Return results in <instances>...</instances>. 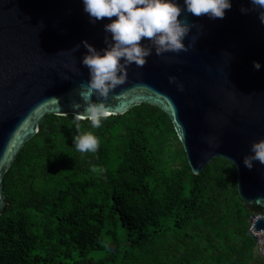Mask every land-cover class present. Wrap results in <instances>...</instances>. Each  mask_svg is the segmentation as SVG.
<instances>
[{"label": "trees", "instance_id": "trees-1", "mask_svg": "<svg viewBox=\"0 0 264 264\" xmlns=\"http://www.w3.org/2000/svg\"><path fill=\"white\" fill-rule=\"evenodd\" d=\"M74 115L47 114L4 175L1 264H264L247 235L259 211L215 158L192 173L167 114L141 104L80 153Z\"/></svg>", "mask_w": 264, "mask_h": 264}, {"label": "water", "instance_id": "water-1", "mask_svg": "<svg viewBox=\"0 0 264 264\" xmlns=\"http://www.w3.org/2000/svg\"><path fill=\"white\" fill-rule=\"evenodd\" d=\"M231 5L216 20L183 11L181 18L196 25L184 40L191 43L188 51L157 56L153 50L144 66H128L125 82L105 103L113 115L141 104L161 109L194 174L215 158L229 161L239 198L259 211L252 225L259 231L264 165L256 161L249 170L242 161L252 143L264 139V25L249 0ZM241 6L249 8L247 14ZM108 22L90 23L81 0H0V214L6 206L4 175L42 117L75 116L72 104L83 103L80 85L89 74L81 63L82 41L104 48ZM247 235L257 240L249 229Z\"/></svg>", "mask_w": 264, "mask_h": 264}, {"label": "clouds", "instance_id": "clouds-1", "mask_svg": "<svg viewBox=\"0 0 264 264\" xmlns=\"http://www.w3.org/2000/svg\"><path fill=\"white\" fill-rule=\"evenodd\" d=\"M81 3L90 23L109 20L103 30L110 34L105 36L106 46L102 49L82 41L86 52L81 63L88 69L89 79L80 85L79 96L83 103L72 104L77 130L73 145L82 154L95 153L100 142L91 131L82 132L79 121L87 120L91 129H98L113 115L105 100L125 82L128 66L133 63L144 66L153 50L160 56L167 52H187L191 47V43L185 45L184 40L196 25L181 18L183 11L216 20L223 19L225 10L232 7L231 0H183V7L178 0H81ZM249 4L264 25V0H249ZM240 11L247 14L249 8L241 6ZM253 67L259 70L261 64L253 61ZM173 81L174 77H170V82ZM256 161L264 165V139L252 143L250 154L244 156L242 162L251 170Z\"/></svg>", "mask_w": 264, "mask_h": 264}, {"label": "built area", "instance_id": "built-area-1", "mask_svg": "<svg viewBox=\"0 0 264 264\" xmlns=\"http://www.w3.org/2000/svg\"><path fill=\"white\" fill-rule=\"evenodd\" d=\"M257 217H258V215L251 217L250 225H249V228L248 229L251 232H253L256 235V237H257V240L254 242V253L258 257H264V229L263 230H259V231H255L253 229V227H252L253 221Z\"/></svg>", "mask_w": 264, "mask_h": 264}, {"label": "rangeland", "instance_id": "rangeland-1", "mask_svg": "<svg viewBox=\"0 0 264 264\" xmlns=\"http://www.w3.org/2000/svg\"><path fill=\"white\" fill-rule=\"evenodd\" d=\"M250 220H251V217L248 218V228H249V225H250Z\"/></svg>", "mask_w": 264, "mask_h": 264}]
</instances>
